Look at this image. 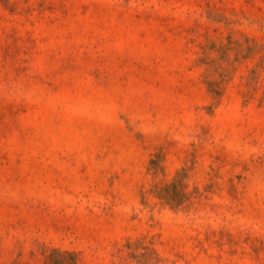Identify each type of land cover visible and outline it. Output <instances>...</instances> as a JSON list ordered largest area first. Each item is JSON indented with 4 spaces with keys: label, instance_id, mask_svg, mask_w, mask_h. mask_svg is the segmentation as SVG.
Listing matches in <instances>:
<instances>
[{
    "label": "rangeland",
    "instance_id": "rangeland-1",
    "mask_svg": "<svg viewBox=\"0 0 264 264\" xmlns=\"http://www.w3.org/2000/svg\"><path fill=\"white\" fill-rule=\"evenodd\" d=\"M264 264V0H0V264Z\"/></svg>",
    "mask_w": 264,
    "mask_h": 264
},
{
    "label": "trees",
    "instance_id": "trees-1",
    "mask_svg": "<svg viewBox=\"0 0 264 264\" xmlns=\"http://www.w3.org/2000/svg\"><path fill=\"white\" fill-rule=\"evenodd\" d=\"M57 264H60V262H58Z\"/></svg>",
    "mask_w": 264,
    "mask_h": 264
}]
</instances>
